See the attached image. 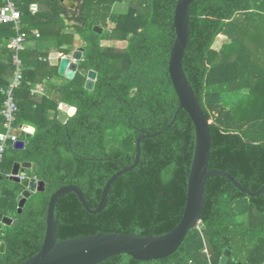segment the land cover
Segmentation results:
<instances>
[{
    "label": "trees",
    "instance_id": "obj_1",
    "mask_svg": "<svg viewBox=\"0 0 264 264\" xmlns=\"http://www.w3.org/2000/svg\"><path fill=\"white\" fill-rule=\"evenodd\" d=\"M13 1L28 40H52L66 54L80 40L83 52L73 78L49 85L43 95L31 88L58 76V66L35 48L20 53L23 78L14 91L15 125L29 124L34 133L23 149L9 142L0 165V213L16 220L0 228V243H5L0 264H17L40 250L48 201L59 187L79 186L89 207L96 208L108 179L134 162L140 129L161 133L141 141L139 163L111 184L102 211L88 213L74 192L58 198L57 240L98 232L170 231L183 214L195 147L194 124L185 110L176 113L179 101L168 73L177 0H71L74 9L60 0ZM124 1L125 10L114 12L113 6ZM189 13L183 69L211 120L208 168L224 170L256 191L264 184V0H194ZM16 33L13 23H0V110L3 88L14 72L10 39ZM218 36L225 39L217 49ZM88 70L97 72L91 90L85 87ZM62 102L76 108L65 122L58 118ZM3 132L0 114V138ZM27 161L36 163L35 176L46 187L32 193L18 212L23 187L7 176L14 162ZM200 222L203 236L196 227L189 230L165 258L138 261L118 254L97 264H207L204 241L213 264H220L227 249V264H264V191L251 197L227 177L212 175Z\"/></svg>",
    "mask_w": 264,
    "mask_h": 264
},
{
    "label": "water",
    "instance_id": "obj_2",
    "mask_svg": "<svg viewBox=\"0 0 264 264\" xmlns=\"http://www.w3.org/2000/svg\"><path fill=\"white\" fill-rule=\"evenodd\" d=\"M64 5L70 9L76 7V3L71 0H61ZM194 0H177L173 14V26L175 30V39L170 49L168 61V73L172 82L174 91L178 97V107L176 113L185 110L194 124L195 130V147L193 158L190 166L186 202L181 219L174 228L162 235H138L136 233L124 234L118 232H98L91 235L77 236L64 240H57L58 220L55 215V205L62 195L68 192H74L82 206L88 213L95 214L105 207L111 184L122 174L133 169L141 157V141L160 134L156 131L151 134L145 129H140V135L136 137V154L134 162L128 166H123L119 171L114 173L103 187L101 199L96 208H90L86 195L83 190L75 184H66L54 191L48 201L46 215V229L40 250L33 256L17 264H97L109 257L118 254H127L138 261H150L165 258L174 253L185 239L189 230L195 228L200 222L205 198V184L207 179L212 175H221L227 177L242 193L251 197L257 196L264 191V184L256 191H251L241 185L238 180L230 173L219 170L209 169V160L211 155L212 139L210 133V122L207 119L201 105L190 86L184 69L183 58L185 49L189 40V8ZM98 33L102 31L101 27H94ZM82 48L75 49L70 56L61 58L58 67V74L65 78L71 79L75 75L78 62L82 58ZM97 72L88 70L85 81V87L91 90L94 86ZM59 109L62 111L58 118L65 122L69 116H72L76 108L66 103H60ZM175 120V116L168 124L170 127ZM23 129L31 131L29 126L24 125ZM30 136L29 133L26 135ZM24 141L13 143L15 149H22ZM25 168H29L32 177L21 176ZM37 165L32 162H14L8 179L19 183L24 187L18 194V212H21L26 199L31 192L43 191L46 187L43 180L35 177ZM16 223L9 217L0 213V228L6 224ZM5 249V243H0V252ZM231 255L229 249L225 250L220 258V264H227Z\"/></svg>",
    "mask_w": 264,
    "mask_h": 264
},
{
    "label": "built area",
    "instance_id": "obj_3",
    "mask_svg": "<svg viewBox=\"0 0 264 264\" xmlns=\"http://www.w3.org/2000/svg\"><path fill=\"white\" fill-rule=\"evenodd\" d=\"M31 12L34 13L36 10L35 5H31ZM13 23L17 30V33L10 39V45L12 48L11 63L14 68L13 76L9 80L8 84L3 88L5 95L3 101V107L0 110V114L3 119V128L4 132L0 138V165L3 160L4 152L8 146V143H15L19 140V134L22 131L21 126H16V113L18 110L17 103L15 101L14 91L20 85L23 78V62L20 56V53L25 48V43L29 37L28 33L24 30H20L21 24V12L17 8L13 0H2V5L0 6V23ZM39 33L35 32L34 36L39 37ZM40 88H31V93L41 92ZM1 174V173H0ZM201 222H198L196 228L202 233ZM203 252L207 258V264H213L209 250L204 241Z\"/></svg>",
    "mask_w": 264,
    "mask_h": 264
},
{
    "label": "crops",
    "instance_id": "obj_4",
    "mask_svg": "<svg viewBox=\"0 0 264 264\" xmlns=\"http://www.w3.org/2000/svg\"><path fill=\"white\" fill-rule=\"evenodd\" d=\"M61 1V0H60ZM62 2V1H61ZM33 5H35V4H33ZM35 7H36V5H35ZM35 32H38L39 33V30H37V29H34L33 30V32H32V34L34 35V33ZM36 41H33V40H31V39H27V41H26V43H25V48L24 49H27V48H30V49H36V50H38L39 52H46V55L44 54V56H43V60H47L51 65H57L58 67H59V62H60V60H61V58L62 57H64V56H70L71 55V53L76 49V47L75 48H73L69 53H64V52H61V50L59 49V47H57L56 46V43L54 42V41H52V40H49V41H45V42H42V41H39V42H37V43H35ZM77 42H79V40H77ZM77 48H79V47H77ZM13 76V75H12ZM64 78L65 79V77L64 76H61V75H59L58 74V76H54V77H51V78H47V79H45L42 83H37V84H35L33 87L34 88H40V89H42L41 90V92H38V93H34V94H37V95H43L44 93H47L48 92V89H49V85H53V84H55V85H58V84H61L63 81L61 80V78ZM11 79V78H10ZM32 87V88H33ZM63 103V102H62ZM58 109H59V105H58ZM62 111L59 109V114L61 113ZM59 114H58V116H59ZM24 125H27V126H29L31 129H33L32 130V132L31 131H26V130H24L23 129V126ZM21 127H22V131L20 132V134L23 132V133H25V138H20V134H19V140L18 141H24L25 142V144H26V138H28L26 135H27V133H29L30 134V136L34 133V127L33 126H31V125H29V124H26V123H23L22 125H20ZM29 136V137H30ZM12 146H13V144H12ZM24 147H25V145H24ZM23 147V148H24ZM14 148V147H13ZM22 148V149H23ZM19 150V149H18ZM28 172H30V169L29 168H25L24 170H23V172H20V175L21 176H30V177H32V176H34V175H32L31 174V172H30V174L28 173ZM11 173V172H10ZM36 177V176H35ZM37 178V177H36ZM10 180V179H9ZM14 182V181H13ZM23 189H24V187H23ZM36 192V191H35ZM32 193H34V192H31V194ZM7 217V216H6ZM9 218H11V217H9ZM11 219H13V218H11ZM14 220V219H13ZM4 225H6V224H4Z\"/></svg>",
    "mask_w": 264,
    "mask_h": 264
},
{
    "label": "rangeland",
    "instance_id": "obj_5",
    "mask_svg": "<svg viewBox=\"0 0 264 264\" xmlns=\"http://www.w3.org/2000/svg\"><path fill=\"white\" fill-rule=\"evenodd\" d=\"M126 1H124L123 3H117L113 6V11L114 12H118V11H124L126 6H127V2L125 3ZM224 37L223 36H218L217 37V40L216 42L214 43L213 47L214 48H219L221 46V44L224 42ZM44 39H41V41H43ZM46 41L49 40V39H45ZM102 43L104 45H110V46H113V47H124L127 43L125 41H102ZM78 45H81V42L79 40V42H77V47ZM76 47V49H77ZM78 69V67H77ZM61 80L65 81V79L62 77ZM209 122H211V120H209Z\"/></svg>",
    "mask_w": 264,
    "mask_h": 264
}]
</instances>
